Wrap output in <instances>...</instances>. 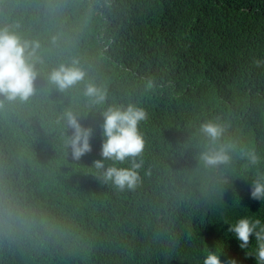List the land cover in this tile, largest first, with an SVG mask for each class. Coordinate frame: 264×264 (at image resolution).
Segmentation results:
<instances>
[{"label": "trees", "instance_id": "1", "mask_svg": "<svg viewBox=\"0 0 264 264\" xmlns=\"http://www.w3.org/2000/svg\"><path fill=\"white\" fill-rule=\"evenodd\" d=\"M5 27L41 48L35 95L0 108V264H202L216 246L223 264H256L228 229L243 216L264 222V202L250 198L264 176V0H0ZM72 59L103 104L84 97V82L65 92L48 82ZM128 104L147 118L140 182L121 191L93 161L100 113ZM66 111L93 131L78 161ZM205 121L237 143L229 165L199 160Z\"/></svg>", "mask_w": 264, "mask_h": 264}, {"label": "clouds", "instance_id": "2", "mask_svg": "<svg viewBox=\"0 0 264 264\" xmlns=\"http://www.w3.org/2000/svg\"><path fill=\"white\" fill-rule=\"evenodd\" d=\"M56 37H53L55 43ZM41 48L39 41L22 39L9 28H0V108L4 101L27 102L36 93L35 82L38 72L35 61ZM87 73L80 66L78 59L70 63H61L47 73L49 83L56 86L60 92H65L81 82H84L83 95L91 104H103L106 92L92 81H86ZM150 86V85H149ZM103 117L101 134L103 143L100 156L102 159L93 161L98 171V178L105 183H111L119 190H132L140 182L138 169L143 161L144 139L138 130L141 121L147 118L146 111L134 104L127 106H110L100 113ZM80 116L72 111H66L63 119L66 128L71 129V135L66 139V146L71 149L73 160H80L82 156L92 151L90 139L92 128L84 127L79 122ZM227 125L205 121L200 125V133L208 143L199 154V160L205 167L217 169L227 166L232 161V154L237 151V143L233 141L221 142ZM240 157L246 158L250 165H257L259 157L254 150L239 149ZM105 161H112L106 166ZM129 161L131 167H116V163L123 164ZM250 198L264 202V176L252 181ZM5 214L9 218L15 215L12 208H6ZM239 241V247L246 250V254L254 256L256 264H264V222L260 218L243 216L230 224L228 229ZM255 237V247H249L250 237ZM221 248L216 246L215 251H207L202 264H223L220 259ZM228 264H236L230 259Z\"/></svg>", "mask_w": 264, "mask_h": 264}, {"label": "bare ground", "instance_id": "3", "mask_svg": "<svg viewBox=\"0 0 264 264\" xmlns=\"http://www.w3.org/2000/svg\"><path fill=\"white\" fill-rule=\"evenodd\" d=\"M199 203V202H198Z\"/></svg>", "mask_w": 264, "mask_h": 264}]
</instances>
